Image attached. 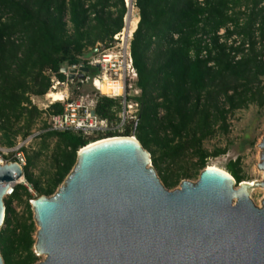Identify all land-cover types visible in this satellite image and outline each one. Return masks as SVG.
<instances>
[{
    "label": "trees",
    "instance_id": "1",
    "mask_svg": "<svg viewBox=\"0 0 264 264\" xmlns=\"http://www.w3.org/2000/svg\"><path fill=\"white\" fill-rule=\"evenodd\" d=\"M134 7L138 21L131 35L130 54L139 90L137 119L121 134L107 132L103 138L135 137L169 190L190 177L181 164L185 157L196 159L193 166L199 174L209 157L223 154L202 148L203 141L213 136L216 124L227 133L228 115L249 105L264 106V0H134ZM125 14L123 0H0L2 145L11 148L16 137L26 139L42 119L30 98L47 93L46 73L63 80L62 65L78 64L88 51L108 47L113 36L121 32ZM222 28L224 43L216 35ZM232 36L240 38L239 45L227 44ZM118 108L117 101L99 97L95 113L113 120ZM61 111V106L54 104L48 113ZM38 139L39 150L25 156L22 168L35 198L53 195L72 169L78 149L96 141L69 132L47 131L44 122ZM51 141L52 169L41 182L29 169ZM162 163L167 167L162 169ZM234 164H229L228 173L237 185L243 180ZM32 199L27 187L19 184L3 200L0 256L4 264L37 261L32 250ZM13 201L23 205V218L16 217Z\"/></svg>",
    "mask_w": 264,
    "mask_h": 264
},
{
    "label": "water",
    "instance_id": "2",
    "mask_svg": "<svg viewBox=\"0 0 264 264\" xmlns=\"http://www.w3.org/2000/svg\"><path fill=\"white\" fill-rule=\"evenodd\" d=\"M259 147L264 171V137ZM20 177L16 162L0 166V228L3 196ZM29 205L38 264H264V174L236 185L204 167L195 183L168 191L133 136L78 149L54 194Z\"/></svg>",
    "mask_w": 264,
    "mask_h": 264
},
{
    "label": "built area",
    "instance_id": "3",
    "mask_svg": "<svg viewBox=\"0 0 264 264\" xmlns=\"http://www.w3.org/2000/svg\"><path fill=\"white\" fill-rule=\"evenodd\" d=\"M227 28L230 30L232 27L227 25ZM224 32L225 28H222L216 34L220 38V43L225 42ZM129 37L124 35L122 28L121 32L113 36L112 44H109L106 48H97V53L91 58L86 60L81 58L78 64L71 66L62 65L60 73L64 77L63 80L57 78L55 74L46 73L49 79V88L43 97H45L47 103L35 105L33 102L35 97L30 98V100H32V105L42 113V121L45 123L47 131L69 132L80 136L84 140L97 141L101 135L107 133L112 124L122 129L126 123L131 125L136 121L139 110L137 102L139 90L135 86L137 76L132 64ZM13 39L16 40L14 37ZM226 42L228 45L233 44V46H236L240 44L241 40L237 36H232ZM247 47L248 44H245L244 48L247 49ZM116 48L119 49L115 50ZM202 55H204V52ZM238 58L236 56L235 60ZM262 60L264 62V55ZM63 68L66 69L65 73L61 72ZM83 69H85V72ZM92 71H95L93 75H91ZM79 76H82V78H79ZM105 81H110L115 90L112 89L108 93L102 94L99 86ZM88 83L96 90L99 97H107L118 102L119 108L113 120L103 119L95 113L97 99L90 98L87 94L78 93L80 92L79 86ZM73 84L74 91H69V86ZM53 92L60 93L59 101H54ZM54 104L61 106V113H48L50 107ZM12 162H16L21 168L25 166L26 157L21 148L15 151ZM0 164H2L1 161ZM21 183L27 187L29 192L31 191L24 180ZM16 185L18 183L11 184L3 197L9 198Z\"/></svg>",
    "mask_w": 264,
    "mask_h": 264
},
{
    "label": "rangeland",
    "instance_id": "4",
    "mask_svg": "<svg viewBox=\"0 0 264 264\" xmlns=\"http://www.w3.org/2000/svg\"><path fill=\"white\" fill-rule=\"evenodd\" d=\"M132 5L134 8L133 16L137 17L136 20V24H137L138 11L134 7V0H132ZM126 17L125 19H123V31L125 29L128 30V27L125 22ZM135 28L136 25L132 30L131 35L135 30ZM127 33L128 31H126V33L124 32V35L130 36L129 37V43H130L131 35H127ZM255 35L258 39L257 40L258 42L259 38L257 36V32ZM118 49L119 48H116L115 50ZM262 86L264 92V78H262ZM79 87H80V92H78L79 94L80 93L87 94L89 95L90 98L93 99H97L99 97L96 90L89 83ZM69 91H74V84L72 86L71 85L69 86ZM32 98L33 97H31V99ZM33 102L35 103V105H39L41 103L43 104L47 103V100L45 99V97H37V98L35 97ZM226 123L228 126L227 133H222L220 130V125L216 124L214 126L213 136L209 139H206L202 143V148L208 153H213L216 150L223 151V154L218 155L217 157H209L206 160L205 167L215 166L216 168H219L224 172H226L227 174H229L228 173L229 164L236 162V164H234L233 169H235L238 172V174L241 176L244 182H250L255 176L264 174V171L258 169V164L260 163V155H261V149L259 147V144L261 142V139L264 137V106L262 108H258L254 105H249L246 109L238 110L233 114L228 115ZM128 125L129 124L126 123L125 126L122 127L121 129L120 127L114 126L112 124L107 132H111V133L116 132L117 134H121L124 128ZM42 126H43V121L42 119H39L32 128L31 135L24 140L20 139L19 137H16L15 144L11 148H7L0 143V161L2 163L1 165H5L7 163L12 162L14 158V153L19 148L21 149L23 148L25 150V152L22 150L25 156L26 155L32 156L33 153H36L40 148L38 135L42 132ZM104 136L105 134L101 135L100 138L105 139L106 137L103 138ZM53 147H54V141L49 142L48 149L42 152V154L35 160L34 165L29 169V173L33 176V178L40 179L41 182H43L44 178L47 177L51 172L52 169L51 153ZM181 164L184 169H187L189 171L190 174V177L184 180L189 181L191 183H195L198 178V174L195 173V167L193 166L196 164V159L187 156L183 159V162ZM159 166L163 169L167 167V164L162 163L159 164ZM170 169L174 170V167H170ZM156 175L158 176L157 172ZM181 181L183 180H180V182L174 188L167 190L173 191L178 189ZM19 184L22 183H18V185ZM30 193L35 199L36 194L32 190L30 191ZM5 198L6 197H3V200L7 199ZM11 207L14 210L16 217H18L19 219L24 217V207L22 204H18L13 201L11 203ZM3 228L4 225L2 224L0 230ZM36 231H37V226L34 223V233H33L34 242H35ZM34 255L36 256V254ZM36 257H37V261L35 264H38L44 260V256L42 255Z\"/></svg>",
    "mask_w": 264,
    "mask_h": 264
},
{
    "label": "bare ground",
    "instance_id": "5",
    "mask_svg": "<svg viewBox=\"0 0 264 264\" xmlns=\"http://www.w3.org/2000/svg\"><path fill=\"white\" fill-rule=\"evenodd\" d=\"M124 2H125V5L127 7V17H126L125 22H126V25L128 27V30L125 29L124 32L126 33V31H128L127 35H131V32L136 25L137 17L133 16L134 15V8L132 5V0H124ZM112 89L115 90L114 85L110 81H105V83H103L99 86V90L101 91L102 94H106ZM52 97H53L54 101H59L60 100V93L59 92H53ZM0 166H2V165L0 164ZM208 167L211 169H215V170H219V171L224 172L223 170L216 168L215 166H208ZM224 173H226V172H224ZM21 182H23V177L15 179V181H13L12 184L21 183ZM246 183H249V182H246Z\"/></svg>",
    "mask_w": 264,
    "mask_h": 264
}]
</instances>
